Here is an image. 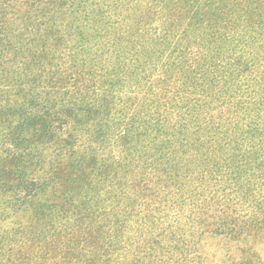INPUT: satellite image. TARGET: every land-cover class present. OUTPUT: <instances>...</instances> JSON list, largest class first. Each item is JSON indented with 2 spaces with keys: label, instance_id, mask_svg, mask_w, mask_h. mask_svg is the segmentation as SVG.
I'll return each instance as SVG.
<instances>
[{
  "label": "trees",
  "instance_id": "trees-1",
  "mask_svg": "<svg viewBox=\"0 0 264 264\" xmlns=\"http://www.w3.org/2000/svg\"><path fill=\"white\" fill-rule=\"evenodd\" d=\"M185 1L0 0V204L29 216L0 263L207 264V233L264 240V72L232 70L211 0Z\"/></svg>",
  "mask_w": 264,
  "mask_h": 264
},
{
  "label": "rangeland",
  "instance_id": "rangeland-1",
  "mask_svg": "<svg viewBox=\"0 0 264 264\" xmlns=\"http://www.w3.org/2000/svg\"><path fill=\"white\" fill-rule=\"evenodd\" d=\"M179 1L180 4L186 3L185 0ZM214 1L217 4L212 7ZM207 5L212 10L205 13V18L202 17L200 22L203 27L206 25L215 26L212 31L215 38L213 42H209L210 49L216 51L222 57H230L229 62L231 61L232 70H239L237 73L241 78H245L257 69H259V72H264V0L254 2L248 7L242 5L234 7L226 3L225 0H211ZM224 25L226 28L223 27ZM239 63L241 64L237 67L236 65ZM52 193H54L53 189ZM48 195L51 198L50 191H48ZM88 195L87 205H90L93 211L98 214L99 209L102 210L100 199L103 194L94 195L90 194L89 191ZM141 202L143 203L142 200ZM98 204L100 208L97 209ZM28 217L24 212H14L6 204H0L1 235L9 230H15L20 225H26ZM238 239L233 241L225 234L207 233L203 236L199 246V256L207 264H222L228 259L240 260L245 252L252 250L264 260V240L254 242V239L247 236ZM61 249L64 250L62 247ZM37 251H41L40 248L36 247L32 251H25L21 255H16V258L15 256L12 257L9 263L3 261L0 264H52V261L42 262L40 257H43L45 252L42 251L43 255H40L42 252L38 253ZM30 259L39 260L29 262Z\"/></svg>",
  "mask_w": 264,
  "mask_h": 264
}]
</instances>
